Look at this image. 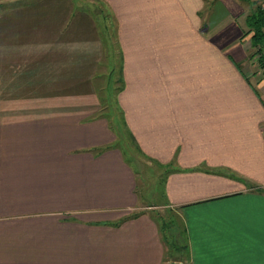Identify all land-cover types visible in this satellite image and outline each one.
Listing matches in <instances>:
<instances>
[{
  "label": "crops",
  "instance_id": "crops-1",
  "mask_svg": "<svg viewBox=\"0 0 264 264\" xmlns=\"http://www.w3.org/2000/svg\"><path fill=\"white\" fill-rule=\"evenodd\" d=\"M100 1L115 17L123 124L161 177L157 206L176 213L188 264H264V80L244 33L253 4ZM99 41L76 0H0V264L172 262L137 168L94 117ZM14 70L38 82L50 72L51 97L23 95Z\"/></svg>",
  "mask_w": 264,
  "mask_h": 264
},
{
  "label": "rangeland",
  "instance_id": "rangeland-1",
  "mask_svg": "<svg viewBox=\"0 0 264 264\" xmlns=\"http://www.w3.org/2000/svg\"><path fill=\"white\" fill-rule=\"evenodd\" d=\"M76 5L78 6V11H85L92 16L97 28V35L100 38L99 42L101 46V54L98 57V62L97 60L96 63L94 62L95 69L93 73V87L95 92V100H97V110L95 111L94 117H100L106 120L110 131L115 136V139L111 145L118 146L121 149L126 161H128V163L134 168H137L138 182L136 192L139 196V201L141 204H150L149 206L152 208L147 209H150L153 212L157 211L156 215H158L162 220L161 225L163 227V233L166 239L170 241V250L173 253L171 257L172 262L169 264H188L187 255L185 253L186 251L185 249L183 250L181 248L185 244L183 240L184 234L181 231L180 222L176 217V213L168 211L165 213L163 207L157 206L158 203L162 201L161 177L160 175L156 174L155 166L153 164H149V162L144 157H142L141 153L136 149L133 139L129 134V130L126 129L123 124L121 112L117 104V92L121 86V56L119 53L117 40L115 39V17L106 7V5L102 4L100 0H76ZM45 58L51 57H43V59ZM39 67L40 66H38V68ZM86 70L88 71L89 68ZM86 70L83 69L85 76ZM249 70L251 75H253L252 73L256 74V78L261 77V70L258 68L255 62H250ZM19 72L20 71L16 72V70H14L13 73H8V75L15 76V74H17L24 77V82H27L28 84L26 83V85L28 86L25 89L20 90L22 91L23 95H30L32 91L38 90L40 91V96L51 97L52 89L49 87V85H53V83H51L53 80H51L50 72H43L44 74L42 77H40L39 82L34 81L39 78L37 77L38 74L36 75V78L30 79L29 77L26 78L29 72L21 74ZM256 78L251 76V80L254 82ZM40 82L45 83V85L40 87ZM30 83H33L34 85H31ZM18 89L19 88H15L13 90L16 91ZM70 91L72 92L71 89L66 90L67 94ZM54 96H56V94H54ZM46 102H50V99H47ZM44 105L46 106L48 104ZM102 148H104V146H102ZM152 205H155L156 207ZM138 211L140 210L132 211L130 215H136L139 213ZM171 224L172 227L176 225L180 233L175 235L174 232L170 230Z\"/></svg>",
  "mask_w": 264,
  "mask_h": 264
},
{
  "label": "trees",
  "instance_id": "trees-1",
  "mask_svg": "<svg viewBox=\"0 0 264 264\" xmlns=\"http://www.w3.org/2000/svg\"><path fill=\"white\" fill-rule=\"evenodd\" d=\"M253 8L245 17L246 31L250 33L251 52L249 58L261 70V79L264 80V7L262 0H248Z\"/></svg>",
  "mask_w": 264,
  "mask_h": 264
}]
</instances>
